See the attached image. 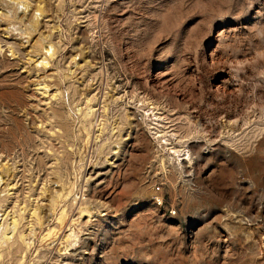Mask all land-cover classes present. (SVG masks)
Returning <instances> with one entry per match:
<instances>
[{
	"label": "rangeland",
	"instance_id": "374dc122",
	"mask_svg": "<svg viewBox=\"0 0 264 264\" xmlns=\"http://www.w3.org/2000/svg\"><path fill=\"white\" fill-rule=\"evenodd\" d=\"M0 264H264V0H0Z\"/></svg>",
	"mask_w": 264,
	"mask_h": 264
},
{
	"label": "built area",
	"instance_id": "2783aa9c",
	"mask_svg": "<svg viewBox=\"0 0 264 264\" xmlns=\"http://www.w3.org/2000/svg\"><path fill=\"white\" fill-rule=\"evenodd\" d=\"M157 189H159V186H157ZM158 202H161V199H158Z\"/></svg>",
	"mask_w": 264,
	"mask_h": 264
},
{
	"label": "bare ground",
	"instance_id": "6f19581e",
	"mask_svg": "<svg viewBox=\"0 0 264 264\" xmlns=\"http://www.w3.org/2000/svg\"><path fill=\"white\" fill-rule=\"evenodd\" d=\"M12 227H13V225H12ZM14 228V227H13ZM13 233V232H12Z\"/></svg>",
	"mask_w": 264,
	"mask_h": 264
}]
</instances>
